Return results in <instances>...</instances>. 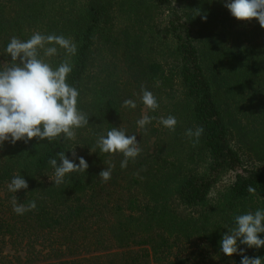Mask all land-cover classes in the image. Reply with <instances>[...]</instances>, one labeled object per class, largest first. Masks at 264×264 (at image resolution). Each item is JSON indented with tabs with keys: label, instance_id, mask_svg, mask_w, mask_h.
<instances>
[{
	"label": "trees",
	"instance_id": "16d2710c",
	"mask_svg": "<svg viewBox=\"0 0 264 264\" xmlns=\"http://www.w3.org/2000/svg\"><path fill=\"white\" fill-rule=\"evenodd\" d=\"M36 31L76 43L75 55L40 56L53 68L73 65L67 82L89 124L74 141L0 146V264H240L241 254L225 255L219 242L235 215L264 209V168L248 163V154L264 160V27L234 18L224 0H0V67L11 63L10 38ZM98 45L121 54L97 72ZM142 86L159 103L143 129ZM176 90L182 101L163 116L176 117L169 131L158 113ZM126 99L137 107H122ZM120 126L139 135L142 149L123 169L121 153L96 147ZM200 126L198 141L185 134ZM58 152L77 164L83 157L88 169L55 184L49 160ZM104 162L115 164L107 182L99 177ZM18 174L28 188L12 193L7 185ZM14 196L35 200L36 209L16 214ZM239 247L264 257V247Z\"/></svg>",
	"mask_w": 264,
	"mask_h": 264
},
{
	"label": "clouds",
	"instance_id": "9594fccd",
	"mask_svg": "<svg viewBox=\"0 0 264 264\" xmlns=\"http://www.w3.org/2000/svg\"><path fill=\"white\" fill-rule=\"evenodd\" d=\"M224 6L230 14L238 20H251L255 18L261 27H264V0H224ZM206 19V17H204ZM59 49H64L67 54L75 55L76 43L63 35L42 34L33 32L27 40L13 36L7 43L4 51L10 57L11 63L0 67V146L5 141L15 144L23 140L27 143L32 138L47 140L63 135L65 140L76 139V129L89 124V117L79 110V90L67 82L73 65L64 60L53 68L43 57L57 55ZM140 100L143 105L151 110L159 107L157 98L153 93L142 86ZM122 107L135 109L137 103L133 99H126ZM151 117L142 115L136 123L141 129L151 123ZM160 123L175 131L177 120L175 116L161 117ZM202 126L187 129L186 135L191 139L199 140L203 134ZM96 147L102 153H121L123 159L120 167L126 168L129 160H135L141 153L140 142L135 134H128L123 127H112L106 134H100L96 140ZM92 152H95L91 150ZM58 158L49 160L54 169V183L59 185L64 182L66 176L74 172H86L89 165L83 158H79L77 164L70 160L65 152H58ZM73 155L75 152L73 151ZM58 159L60 163L58 164ZM107 167L99 173V177L107 182L111 179L115 164L104 162ZM8 190L17 193L19 190L27 189L28 183L21 175H14L7 185ZM249 191H254L249 188ZM13 211L23 215L27 211L36 209L37 203L31 200L25 204L18 202L17 196L12 200ZM228 231L220 240L221 251L231 257L234 253L242 256L240 264H264V257L250 258L244 255L245 249L264 247V209L254 212L248 211L235 215L233 225L227 227Z\"/></svg>",
	"mask_w": 264,
	"mask_h": 264
},
{
	"label": "rangeland",
	"instance_id": "374dc122",
	"mask_svg": "<svg viewBox=\"0 0 264 264\" xmlns=\"http://www.w3.org/2000/svg\"><path fill=\"white\" fill-rule=\"evenodd\" d=\"M163 14V17L166 15V12L162 13ZM118 26L120 27V23L118 22ZM121 54V50L120 49H117L115 52L113 51L112 48H108L107 46H101V45H98V47H96V49L94 50L93 52V66H94V70H96L97 72L99 70H101L103 68V66H108L106 64V61H109L110 59L112 61H119V55ZM5 66V64H3ZM179 89V88H178ZM175 97L176 99H172V100H166L164 101V108H161L160 112L158 113L160 117H163L165 115V113H167L168 111L171 110L172 108V105L175 103V102H180L182 101V94H181V91L179 90H176L175 91ZM174 100V101H173ZM149 112L151 113V109H148L146 108L145 106H143L141 108V110L139 111L138 113V116H137V120L139 118H141L142 115H148ZM148 116H150L152 118V114H149ZM152 121V119H151ZM124 126L126 125V123H123ZM136 131H139L138 129ZM139 138V135H137V140ZM146 138V137H144ZM154 140V137H150L149 135H147V138L145 140L146 142V145L147 147H150L151 143L153 142ZM251 159L250 161H248V163L250 165H252L253 167L255 168H258V169H263L264 168V160L263 161H257L256 158L250 154H248ZM253 158V159H252ZM231 178L229 177H225L217 186V188L214 190V192L212 193L211 197H214L215 196V193L217 190L221 189L222 187L226 186L227 184H229ZM6 253L5 254H8V251H5Z\"/></svg>",
	"mask_w": 264,
	"mask_h": 264
}]
</instances>
